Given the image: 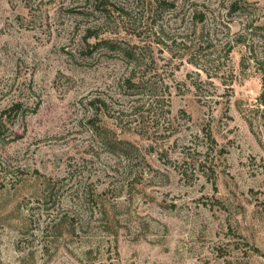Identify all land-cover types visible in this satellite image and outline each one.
Returning <instances> with one entry per match:
<instances>
[{
  "label": "rangeland",
  "instance_id": "obj_1",
  "mask_svg": "<svg viewBox=\"0 0 264 264\" xmlns=\"http://www.w3.org/2000/svg\"><path fill=\"white\" fill-rule=\"evenodd\" d=\"M0 264H264V0H0Z\"/></svg>",
  "mask_w": 264,
  "mask_h": 264
}]
</instances>
